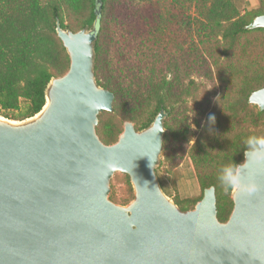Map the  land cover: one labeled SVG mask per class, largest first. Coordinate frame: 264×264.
I'll return each mask as SVG.
<instances>
[{
	"label": "water",
	"instance_id": "95a60500",
	"mask_svg": "<svg viewBox=\"0 0 264 264\" xmlns=\"http://www.w3.org/2000/svg\"><path fill=\"white\" fill-rule=\"evenodd\" d=\"M97 4L92 28L58 24L70 65L41 111L0 116V264H264V173L260 191L232 192L220 221L214 186L187 210L161 186L168 112L141 130L126 120L115 143L101 140L99 116L114 112L115 94L96 78ZM248 28H264V14ZM249 102L263 111L264 87ZM116 172L134 191L126 207L109 197Z\"/></svg>",
	"mask_w": 264,
	"mask_h": 264
},
{
	"label": "trees",
	"instance_id": "16d2710c",
	"mask_svg": "<svg viewBox=\"0 0 264 264\" xmlns=\"http://www.w3.org/2000/svg\"><path fill=\"white\" fill-rule=\"evenodd\" d=\"M101 2L95 73L115 100L114 112H103L99 120L119 116L141 130L163 109L169 113L164 136L168 148L175 139L189 145L194 137L191 126L196 124L202 129L190 149L196 177L203 191L214 186L217 196L220 169L244 161V140L253 135L241 125L251 115L255 126L257 117H264V110L256 106L252 114L249 102V96L264 87V54L258 51L264 47V28H248L264 14V3L242 15L234 0H132V5L141 3L150 9L166 4L164 13L142 15L129 11L124 0ZM97 7V0H0L2 111H17L22 102L26 104L23 119L41 111L49 82L70 65L57 36L58 24L74 32L92 28ZM72 19L77 26L66 24ZM251 46L262 65L246 63ZM210 115L215 118L212 123ZM106 128L108 133L103 125L97 130L108 144L121 129ZM218 202L217 196L218 218L226 221L233 201Z\"/></svg>",
	"mask_w": 264,
	"mask_h": 264
},
{
	"label": "rangeland",
	"instance_id": "374dc122",
	"mask_svg": "<svg viewBox=\"0 0 264 264\" xmlns=\"http://www.w3.org/2000/svg\"><path fill=\"white\" fill-rule=\"evenodd\" d=\"M124 1L127 3V7L129 11H132L134 9L135 11H138L142 15H145V13L151 14L153 12H155V14H158V12L159 14H161L165 12V8H166V4L164 3H158L154 7H152V9H150L147 8V6L142 5L141 3L138 4L136 3V5H132L131 4L132 0H124ZM234 2L237 5L241 14L245 15L247 12H253L258 10L259 7L262 5V3H264V0H234ZM66 24L69 25L71 24L73 26L78 25V23H76L74 19H72L70 22L67 21ZM181 34H182V39H184V35L182 32ZM258 51L263 55L264 47L259 48ZM259 53L258 52L254 53L252 51V46H251L250 50L247 51L245 55L247 56V59L245 60L246 63L249 64L250 61H254V62L257 61L259 64L262 65L263 62L258 57ZM173 62L174 63L177 62L178 64L179 62L178 58L176 57L175 59L173 58ZM201 100H202L201 96H199L197 101H201ZM130 107L131 105H128L127 109H130ZM190 107H193V105L190 104ZM25 110H26V104L25 102H22L20 109L17 111L4 112L2 111V109H0V116L15 121H22L25 120L22 117L23 114L25 113ZM250 110L252 111L251 112L252 114H255V112H257V109L253 105H250ZM192 119L193 117L191 114L189 120L190 123L192 122ZM124 121L125 120H121V117L119 116L111 117L105 115L101 119V121L99 120L98 126L103 125L107 133H108V129L106 127L112 130L114 126H118L122 132ZM256 121L257 123L255 126L253 122V116L251 115L250 118L244 121L240 129L243 128V130H245L246 132L248 131L253 135L264 136V117H257ZM191 128L194 132V137L189 143V145L182 143L178 139L177 140L175 139V143L169 148L166 147V145L164 144V150L160 157L161 163L156 168V173L161 183V186L163 187L168 197L174 200L175 203H177L178 201L179 203L177 204L180 208L189 207V209H192L195 206L193 202H196L201 197H203V192H204L197 180L195 166L192 161L191 152H190L191 147L196 143L198 137L202 133V129L199 128L196 124H193ZM117 139L115 140L110 138L108 144L110 145L115 143ZM110 185H111V192L109 197L114 203L126 207L132 202V200L134 199V191L131 185L130 178H128L126 174L122 172H116L111 179ZM231 195H232L231 190L229 192H225L221 187L220 189L217 190V196L219 198L218 203H220V205L226 204L229 201V199L232 200Z\"/></svg>",
	"mask_w": 264,
	"mask_h": 264
},
{
	"label": "clouds",
	"instance_id": "9594fccd",
	"mask_svg": "<svg viewBox=\"0 0 264 264\" xmlns=\"http://www.w3.org/2000/svg\"><path fill=\"white\" fill-rule=\"evenodd\" d=\"M214 116H209L210 123ZM244 161L223 166L218 174V181L225 192L253 194L261 190L257 176L264 173V136L251 135L244 140Z\"/></svg>",
	"mask_w": 264,
	"mask_h": 264
}]
</instances>
